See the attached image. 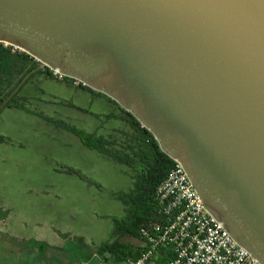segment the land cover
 <instances>
[{"label":"water","instance_id":"1","mask_svg":"<svg viewBox=\"0 0 264 264\" xmlns=\"http://www.w3.org/2000/svg\"><path fill=\"white\" fill-rule=\"evenodd\" d=\"M0 43L108 96L264 264V0H0Z\"/></svg>","mask_w":264,"mask_h":264},{"label":"rangeland","instance_id":"2","mask_svg":"<svg viewBox=\"0 0 264 264\" xmlns=\"http://www.w3.org/2000/svg\"><path fill=\"white\" fill-rule=\"evenodd\" d=\"M66 84L70 86L71 82L64 80L62 85L67 87ZM27 87L25 84L18 90L17 99L24 98L22 102L27 109L51 121L103 136L105 140L109 136L120 140L122 120L131 128L123 112H115L122 120L116 117L105 120L103 108H87L100 115L96 119L71 107L83 106V103L69 95L61 84L46 81L36 91ZM8 126L10 128L4 127L15 138L64 135V131H47L41 122L30 123L22 117H14ZM79 164L90 183L83 188L75 189L73 182L63 181L55 183L57 189H61L58 194L53 191H49L48 196L34 193L29 199L22 191H0V220L7 218L0 224V264H80L83 262L79 257L81 252L94 253L99 244L117 239L114 221L126 215L128 206L122 196L134 189L133 169L106 159L101 170L89 164L83 166L82 161ZM119 241L133 249L141 247L131 236L121 237Z\"/></svg>","mask_w":264,"mask_h":264},{"label":"crops","instance_id":"3","mask_svg":"<svg viewBox=\"0 0 264 264\" xmlns=\"http://www.w3.org/2000/svg\"><path fill=\"white\" fill-rule=\"evenodd\" d=\"M30 78L31 80L26 81L27 83L25 82L22 86L27 84L28 90L35 89L36 91L46 81L61 84L64 90L67 89L69 95L75 96L76 99H79L83 103V106H70L75 107L80 112L90 114L96 119L100 115L93 114L87 108L94 106L97 109H105L103 112L105 113V120L111 117L121 119L123 117L116 116L115 112L125 113L119 105L102 93L91 89L75 87L72 84L70 86L66 84L65 86L67 87H64L62 85L64 81H56L42 73L34 74ZM24 100L22 97L18 99L19 103L22 104L21 108L7 107L0 111V136L6 138L5 142L0 143L1 192L7 189L22 191L27 195V198H31L34 193H41L43 196H48L49 191L58 194L61 189H57V184L55 183L63 181L73 182L75 189H80L86 186V184H90L87 183L86 178L82 174L84 170L79 164L80 161H82L83 166L89 164L94 169L98 167L99 170L102 168L104 159L121 164L96 149L86 146L79 136L56 125L54 121L39 115L35 111L27 109L24 106V102H22ZM14 117H22L30 123L32 121H36L37 124L41 122L47 131L53 130L58 132L60 130L64 131V135H29L27 137L15 138L10 136L9 130L4 127L7 126L10 128L8 124H10ZM121 122H123V126L121 127L123 131L120 140L118 137L112 140L109 138L110 136L105 140L102 138L103 136H97L96 134L66 125L77 131L91 135L94 138L106 141V148L111 151L115 148L113 150L119 154H129L131 147L133 148L134 146V130L132 127L128 128L123 120ZM67 169L74 172L67 171ZM51 177L54 180H51ZM54 196L57 197L56 195ZM6 219L0 220V224L4 223ZM91 253L81 252L79 254L80 260L86 261L89 259Z\"/></svg>","mask_w":264,"mask_h":264},{"label":"built area","instance_id":"4","mask_svg":"<svg viewBox=\"0 0 264 264\" xmlns=\"http://www.w3.org/2000/svg\"><path fill=\"white\" fill-rule=\"evenodd\" d=\"M10 47L11 52H22ZM44 69L56 81L69 80L75 87H85L57 68ZM169 159L171 167L153 192L155 215L138 229L140 255L116 260L110 253L94 252L80 264H261L205 209L182 164Z\"/></svg>","mask_w":264,"mask_h":264},{"label":"trees","instance_id":"5","mask_svg":"<svg viewBox=\"0 0 264 264\" xmlns=\"http://www.w3.org/2000/svg\"><path fill=\"white\" fill-rule=\"evenodd\" d=\"M36 66L37 62L28 54L11 52L10 46H4L3 43H0V105L16 88L21 79L34 70ZM37 73H42L52 79L47 69H42L31 74L27 80ZM80 88L86 87L80 86ZM17 93L10 98L4 108L22 107L16 97ZM125 114L128 116V121L134 130V146L133 148L131 147L129 154H119L116 151H111L106 148V141L94 138L82 131H77L64 123L55 122L56 125L79 136L86 146L94 148L116 162L132 168L135 173L134 189L130 194L122 196L123 202L128 206L126 215L122 219L114 221V234L117 239L103 242L94 249L97 254L110 253L116 260L134 259L140 255L141 247L133 249L128 245L122 244L119 239L131 236L138 240L139 227L153 219L156 211L153 192L172 164L169 157L160 150L153 136L141 129L133 116L127 112ZM5 141L6 138L0 136V143ZM67 171L74 172L70 169H67Z\"/></svg>","mask_w":264,"mask_h":264}]
</instances>
